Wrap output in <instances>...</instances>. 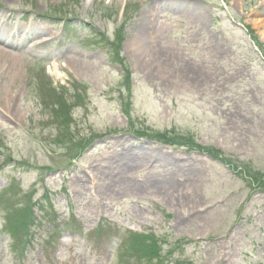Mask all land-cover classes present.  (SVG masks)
<instances>
[{"label":"rangeland","instance_id":"374dc122","mask_svg":"<svg viewBox=\"0 0 264 264\" xmlns=\"http://www.w3.org/2000/svg\"><path fill=\"white\" fill-rule=\"evenodd\" d=\"M0 12V264H264V0Z\"/></svg>","mask_w":264,"mask_h":264},{"label":"bare ground","instance_id":"6f19581e","mask_svg":"<svg viewBox=\"0 0 264 264\" xmlns=\"http://www.w3.org/2000/svg\"><path fill=\"white\" fill-rule=\"evenodd\" d=\"M6 1H10V0H6ZM37 26H39V25H37ZM33 30H34V32L31 31L29 33V36L30 37H33V36L36 37V36H39V35H42V34L46 33V30H44L40 26L39 27H34ZM23 32L25 33L26 31L23 30ZM40 41H44V39H40ZM0 44L5 47V48H0V64H1L2 63V60H3V58L5 56H7L8 59H11V54L7 50H11L10 48L13 47L14 44H13V41L10 40V37L9 36H7L5 34H2V33L0 34ZM75 53L76 52H74L73 49H70V52H67L68 56H66V57L64 56V62L67 65H70V66H76L77 64H80L82 66H86L88 64L87 61L85 59H83V57H81V56L74 55ZM160 187L161 186L159 184L158 185H155V188L156 189H160Z\"/></svg>","mask_w":264,"mask_h":264},{"label":"trees","instance_id":"16d2710c","mask_svg":"<svg viewBox=\"0 0 264 264\" xmlns=\"http://www.w3.org/2000/svg\"><path fill=\"white\" fill-rule=\"evenodd\" d=\"M57 103H59V102H57ZM59 108H60L59 113H61V110H64V111H63V115H66V111H65V110H68L66 104H65V103H61V104L59 105ZM55 115H56V114H55ZM152 248L155 250V253H157V252H156V249H157V248H156V246H155V244H154L153 242H152ZM145 251H146V250H145ZM146 253L149 254V255L152 256V257L154 256V254H153V252H152L151 250H150V252H149V251H146ZM151 261H152V260H151ZM151 261H150V262H151Z\"/></svg>","mask_w":264,"mask_h":264}]
</instances>
